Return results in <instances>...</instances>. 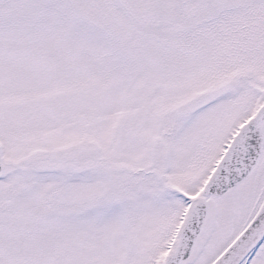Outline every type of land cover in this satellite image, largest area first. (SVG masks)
<instances>
[{
    "label": "snow or ice",
    "instance_id": "snow-or-ice-1",
    "mask_svg": "<svg viewBox=\"0 0 264 264\" xmlns=\"http://www.w3.org/2000/svg\"><path fill=\"white\" fill-rule=\"evenodd\" d=\"M0 264H264V0H0Z\"/></svg>",
    "mask_w": 264,
    "mask_h": 264
}]
</instances>
